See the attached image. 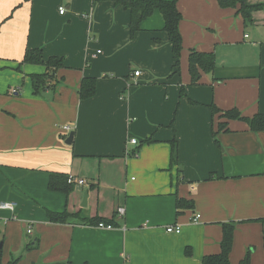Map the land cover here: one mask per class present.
I'll return each instance as SVG.
<instances>
[{"label":"crops","instance_id":"crops-1","mask_svg":"<svg viewBox=\"0 0 264 264\" xmlns=\"http://www.w3.org/2000/svg\"><path fill=\"white\" fill-rule=\"evenodd\" d=\"M244 1L247 22L239 2L178 0L183 47L173 70L159 10L131 36L130 11L110 0H0V201L17 202L0 209V234L16 240L36 226L42 263L201 264L220 251L221 223L236 221L231 260L244 256L250 230H264L254 220L264 218V131L211 108L264 113V0ZM28 48L64 58L54 90L34 93L31 75L46 67L23 62ZM192 49L216 54L215 70L197 84ZM85 76L97 78V91L82 99ZM51 172L86 183L68 195L51 191ZM178 197L195 207L177 214ZM47 209L116 224L52 223ZM174 224L180 233L166 230Z\"/></svg>","mask_w":264,"mask_h":264},{"label":"trees","instance_id":"trees-1","mask_svg":"<svg viewBox=\"0 0 264 264\" xmlns=\"http://www.w3.org/2000/svg\"><path fill=\"white\" fill-rule=\"evenodd\" d=\"M115 5H121L125 9L130 11V34L134 36L138 31L142 30L143 21L151 16L156 10H159L164 18L163 30L167 32L169 40L172 43V52L175 59L173 70H177L180 66V57L183 47L182 34L179 29V24L182 19V13L178 9V0H110ZM241 3L242 7L240 11L244 16L245 21H249V14L246 12L247 6L244 0H219L222 7L235 6L237 3ZM23 62L27 63H41L46 67L43 73H33L32 86L36 95L43 93L45 90L51 88L55 89L57 85L64 79L58 77V71L65 66L64 58L61 56H50L47 60L44 57V52L41 48H28L25 52ZM216 68V54L214 52H201L192 49L189 54V71L191 74V83L197 84L201 78L202 72H213ZM97 91V78L96 77H83L79 94L82 99L90 98L95 95ZM212 112L221 113V115L227 119H240L246 121L251 130L264 131V113H257L252 117L242 115L239 109L232 108L228 110H222L216 105H211ZM226 122L219 123V130L226 128ZM214 135H217V131H214ZM149 140V139H148ZM146 140V141H148ZM171 161L177 162L178 146L177 142H172ZM139 148L131 152L132 155H138ZM68 174L64 172H51L48 187L51 191H58L68 195L74 188L73 184L68 183ZM195 207L194 201L186 198L178 197L177 199V214H180L186 209H193ZM47 217L52 223H70L75 219H78L80 223L95 224L104 222L115 226L116 222L114 217L107 218L103 216H95L92 218L82 217L80 213H72L67 209L63 211L46 210ZM264 222V218L254 219ZM223 234L220 242V251L217 253H211L204 255L201 264H230L231 253L234 246V233L236 230V221L222 222ZM1 243V241H0ZM37 242L31 246L36 247ZM187 254L190 255V249H187ZM251 251L246 253L239 261V264L251 263ZM2 257V247H0V264ZM15 263V261L13 262ZM51 264V263H40ZM61 264H70L69 262H63Z\"/></svg>","mask_w":264,"mask_h":264},{"label":"rangeland","instance_id":"rangeland-1","mask_svg":"<svg viewBox=\"0 0 264 264\" xmlns=\"http://www.w3.org/2000/svg\"><path fill=\"white\" fill-rule=\"evenodd\" d=\"M64 3L67 4V0H64ZM65 4V8H67ZM94 34V33H92ZM31 227L33 234H27V228H24L22 231L18 232L16 235V240H9L2 232L0 235V241L2 245V264H40L42 262H37V252L42 247L41 241L37 242L36 247L31 248L33 241L36 238L40 239V234L38 233L36 226ZM2 231V230H1ZM259 232V233H258ZM258 232L255 229H251L249 232V237L252 239V242L247 248V251H251V263L250 264H264V230L261 228L258 229ZM22 240V242H21ZM33 247V246H32ZM246 251V253H247ZM244 254V256L246 255ZM241 256L240 258L244 257ZM240 258L237 260H231V264H239ZM15 261V263H13Z\"/></svg>","mask_w":264,"mask_h":264},{"label":"built area","instance_id":"built-area-1","mask_svg":"<svg viewBox=\"0 0 264 264\" xmlns=\"http://www.w3.org/2000/svg\"><path fill=\"white\" fill-rule=\"evenodd\" d=\"M66 10V8L63 6V7H60V13H64ZM141 71L139 70H136L134 72V74L136 76L140 75ZM63 130L67 133H68L72 130V127L71 125H64L63 126ZM130 144H138V141L135 139V138H132L129 140ZM68 183L70 184H80V185H84L86 183V180L83 179V178H79V177H76V176H73V175H69L68 176ZM16 206H17V202L15 201H9V200H1L0 201V209L1 210H10V211H15L16 209ZM125 213V208L124 207H119L118 208V215L122 216L124 215ZM199 217V215H197L194 220H197ZM98 226L100 227H107V228H113L114 226L110 225V224H105L104 222H100L98 223ZM166 230L168 232H175V233H180L181 232V226L179 224H174V225H170L166 228ZM28 232L31 233L32 232V229L31 227L28 229Z\"/></svg>","mask_w":264,"mask_h":264},{"label":"water","instance_id":"water-1","mask_svg":"<svg viewBox=\"0 0 264 264\" xmlns=\"http://www.w3.org/2000/svg\"><path fill=\"white\" fill-rule=\"evenodd\" d=\"M73 140H74V132L72 131V132H70V134H69L66 142L68 144H71L73 142ZM87 198H88V190L85 192L84 204L83 205H86L87 204V200H88ZM2 245H3V243L1 242L0 243V247H2Z\"/></svg>","mask_w":264,"mask_h":264}]
</instances>
